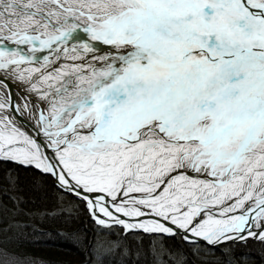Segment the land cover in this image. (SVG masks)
<instances>
[{
    "label": "snow or ice",
    "instance_id": "snow-or-ice-1",
    "mask_svg": "<svg viewBox=\"0 0 264 264\" xmlns=\"http://www.w3.org/2000/svg\"><path fill=\"white\" fill-rule=\"evenodd\" d=\"M56 239L78 264L264 248V0H0V264Z\"/></svg>",
    "mask_w": 264,
    "mask_h": 264
},
{
    "label": "trees",
    "instance_id": "trees-1",
    "mask_svg": "<svg viewBox=\"0 0 264 264\" xmlns=\"http://www.w3.org/2000/svg\"><path fill=\"white\" fill-rule=\"evenodd\" d=\"M29 180H30V178H27V177L22 179L21 183H22L23 187L21 189H18V191H20V193L25 197L26 196H36L37 197L35 204H28L29 208H33V207L42 208V206H44V205L49 206L50 204H52V205L56 204L54 202V200L56 198V196H54L55 194L48 193L46 196L40 197L38 194H36L32 191V189L30 187ZM25 218H27V217H25ZM53 225L57 226V227L62 226L59 224V218H57L55 221H53ZM67 244H69V247ZM20 247L30 249L32 252L38 254L39 256L46 258L48 261L51 262V264H54V263L59 262V261H63L60 258H62V257L66 258L68 256H71V258H72V260H70L71 261L70 264H78V262L82 259L80 252L75 247H73L67 240H64V239L40 240V241H37L34 243L23 242L20 244ZM248 247L250 248L253 246H248ZM256 249H261L260 250L261 254L264 253V251H263L264 248H259L257 246ZM256 249L251 250V252L256 250ZM188 256H189V253H188ZM263 261H264V258H263ZM187 262L189 264L194 263L191 260V258L188 259ZM263 263L264 262H262L261 264H263Z\"/></svg>",
    "mask_w": 264,
    "mask_h": 264
},
{
    "label": "rangeland",
    "instance_id": "rangeland-1",
    "mask_svg": "<svg viewBox=\"0 0 264 264\" xmlns=\"http://www.w3.org/2000/svg\"><path fill=\"white\" fill-rule=\"evenodd\" d=\"M55 196V195H54ZM54 202L56 203V198L54 200ZM53 203V202H52ZM57 206V204H50L49 206H42V208H52ZM24 207L29 208V205H24ZM25 218V217H24ZM27 219V218H25ZM69 247V244H67ZM259 248L260 247V243L258 241H253V240H249L247 244H239L237 246V248L235 249L234 253H220V252H204L201 251L198 255H194L187 246H185V251L187 253H189L188 259L191 258V260L194 263L191 264H229V258H231V260L234 262V264H261L264 258V253L261 254L260 250L261 249H256L257 246ZM248 246H253V247H248ZM250 249V253L248 252V257L247 259H241V256L245 253L246 250ZM256 249L254 251L251 252V250ZM264 251V250H263ZM253 253V254H252ZM179 255H177V259H179L178 257ZM203 257H207V258H203ZM220 257V258H217ZM63 261H59L56 262L54 264H70V260H72L71 256H68L66 258H60ZM169 264H174L173 261H169ZM187 264H189L187 262ZM264 264V263H263Z\"/></svg>",
    "mask_w": 264,
    "mask_h": 264
},
{
    "label": "bare ground",
    "instance_id": "bare-ground-1",
    "mask_svg": "<svg viewBox=\"0 0 264 264\" xmlns=\"http://www.w3.org/2000/svg\"><path fill=\"white\" fill-rule=\"evenodd\" d=\"M29 182H30V180H29ZM27 198H30V197H32V196H26Z\"/></svg>",
    "mask_w": 264,
    "mask_h": 264
}]
</instances>
